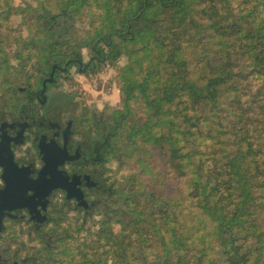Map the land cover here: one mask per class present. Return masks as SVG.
Instances as JSON below:
<instances>
[{"label":"trees","instance_id":"16d2710c","mask_svg":"<svg viewBox=\"0 0 264 264\" xmlns=\"http://www.w3.org/2000/svg\"><path fill=\"white\" fill-rule=\"evenodd\" d=\"M74 17L93 21L83 44L52 42L58 21ZM7 29L35 31L22 41L44 39L42 58L60 63L83 62L96 43L105 63L125 58L122 140L143 151L145 171H162L167 197L187 187L209 206L190 221L196 232L223 249L240 240L247 264H264V0H0Z\"/></svg>","mask_w":264,"mask_h":264},{"label":"flooded vegetation","instance_id":"af4514ba","mask_svg":"<svg viewBox=\"0 0 264 264\" xmlns=\"http://www.w3.org/2000/svg\"><path fill=\"white\" fill-rule=\"evenodd\" d=\"M95 46L85 62L38 61L32 72L35 78L25 77L33 81L31 87L20 86L15 78L21 74L8 72L11 67L0 59V81L6 78L0 95V264H247L240 240L223 249L213 243L211 234L198 233L190 224L209 206L196 203L187 187L189 194L182 198L167 197V187L159 185L155 172L147 173L150 183L144 189L142 210H132L124 225L142 233L130 244L124 234L103 228L107 249L102 250L97 234L102 216L111 212L103 200L110 204L129 199L124 203L131 205L137 195L127 198L124 190L104 187L98 178L97 165L112 151L115 118L110 120L111 129L101 131V113L92 110L85 115L86 143L74 130L76 103L64 87L74 75L86 81L94 74L103 60ZM72 103L75 106H69ZM128 189L130 194L139 191L138 186ZM68 212L76 216L80 229L93 225L97 233H68L77 225L68 222ZM20 235L31 244L23 259L21 250L26 249L19 243Z\"/></svg>","mask_w":264,"mask_h":264},{"label":"rangeland","instance_id":"374dc122","mask_svg":"<svg viewBox=\"0 0 264 264\" xmlns=\"http://www.w3.org/2000/svg\"><path fill=\"white\" fill-rule=\"evenodd\" d=\"M29 2L32 3V1ZM32 4L33 7L37 9L36 12L39 11L41 14L52 13V11L48 9L44 11L38 10L37 7L39 4L37 2ZM18 21L19 18L16 22L11 20V23H14V25H12L13 28L16 27L15 25ZM92 22L93 21L91 19L82 22L77 20L75 17L69 20H59L54 32L50 35L53 38L51 39V41L53 42V40H59L66 48L68 47L70 49H75L78 47L79 43L83 44L81 37L84 35V31L88 30V28H91ZM30 33L33 34L35 33V31L23 29L21 34H13L9 29H7L6 31L0 30V38L2 39H0V59H3L2 61H6V64H4L5 67H11V70H9L8 72H11L13 70L15 71V74H21L18 78L15 79H19L20 86L24 85L27 87H31L33 81H31L30 78H27L30 79L28 82V80H25V77L27 75H31L32 79L35 78V75H33L32 72L35 67H38L35 64L38 61L41 62V60L43 59L40 55V51L45 48V42L42 38L37 39L36 44L34 45L24 43L22 39H25ZM50 36L48 37L51 38ZM69 36H71L73 40H78L79 38L80 40L69 42ZM25 45H28V47L25 48ZM76 51L77 50H75L74 52ZM68 52L69 51H67V53ZM90 52L92 51H86V48H82L83 55L81 59L83 60V62H85L86 56ZM36 54L38 55L37 58L34 57ZM54 59L57 61V63H60L57 58ZM68 60L70 59H66L65 61ZM125 64V58L121 59L115 66H112L109 63L105 62L100 63V66L97 67L95 74H93L90 79L86 78V81H84L79 75H74L72 82L68 86L64 87L65 93L70 95L72 97V101L76 103V106L73 103L69 106L72 105L76 108L78 118L77 123L74 124V130L82 133L84 143H86L87 138L84 128L88 127L87 124L89 123V120H85V115L87 116L91 114L92 110L95 112L99 111L102 116L101 131H103V129L107 131L111 129L112 123L110 120L112 119V117L118 119V116L121 115V111L124 110L122 106V83L120 82L119 69L123 68ZM5 79L6 78H3V80L0 81V95L2 94L3 88L6 84L4 81ZM88 106H90V108H87ZM138 113H136V117H139ZM125 121H130V116ZM125 121H122L121 130L117 131L115 134V140L112 141V151H108L109 153H106L104 157L106 161L102 162L101 164L99 163L96 169L99 173L98 178L100 179L102 186L113 187L117 190L122 189L124 190L125 197L128 198L132 195H137V199L135 202H132L131 205L130 203H124V201H129V199L112 200L110 204L109 202L103 200L102 204L105 207H109L111 209V212L107 214L102 213L105 215L102 216L103 221L99 226V233L97 234L100 236L99 244L102 247V250L107 249V247L104 246L106 242L104 241L103 235L105 234V231L103 230V228H110L116 235H119L121 233L124 234L125 240L130 244L138 233H142L141 230L128 229L124 225L125 222L128 221L127 216L132 210H142V199L144 198L143 193L144 189L150 183L149 175H151V172H155L156 174L162 173V171L157 169L145 171L143 151L141 149L135 148L134 150L138 151L135 156V154H133V147L127 144L126 140H122L123 135L126 134V129L131 124L130 122ZM84 149L85 151H87L86 148ZM147 173H149V175H147ZM158 177L159 176L157 175L156 178ZM152 184H154V181L152 182ZM169 184L172 183L168 182L167 186ZM128 186H138L139 191L130 194L129 189L127 190ZM164 189L165 191H167L166 188ZM94 203L99 204L100 202ZM68 215L69 216H67V219H70L68 220V222L71 224H77L78 221L76 219V216L70 212H68ZM138 216H140V214H138ZM81 227L82 226L77 224L76 227L74 226V229H69L67 231L68 233H74L77 235L91 233L92 230H95V234L97 233V226L83 225V229H80ZM63 229H65L64 226ZM22 231L23 230L21 229L20 233H22ZM19 243L20 245L23 244L26 249V251L21 250V259H23L24 255L29 254L31 244L24 240L21 235ZM214 253L215 252H211V257L214 256Z\"/></svg>","mask_w":264,"mask_h":264},{"label":"water","instance_id":"95a60500","mask_svg":"<svg viewBox=\"0 0 264 264\" xmlns=\"http://www.w3.org/2000/svg\"><path fill=\"white\" fill-rule=\"evenodd\" d=\"M105 61L104 60H102V62L101 63H104Z\"/></svg>","mask_w":264,"mask_h":264}]
</instances>
